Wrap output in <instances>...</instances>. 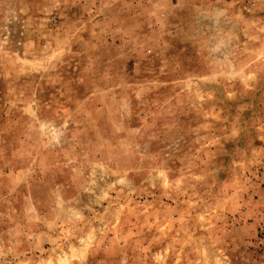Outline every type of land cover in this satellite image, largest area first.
Here are the masks:
<instances>
[{"label": "rangeland", "instance_id": "obj_1", "mask_svg": "<svg viewBox=\"0 0 264 264\" xmlns=\"http://www.w3.org/2000/svg\"><path fill=\"white\" fill-rule=\"evenodd\" d=\"M0 264H264V0H0Z\"/></svg>", "mask_w": 264, "mask_h": 264}]
</instances>
